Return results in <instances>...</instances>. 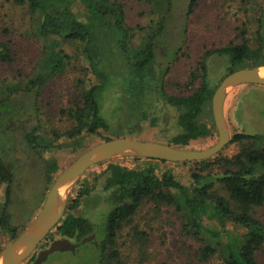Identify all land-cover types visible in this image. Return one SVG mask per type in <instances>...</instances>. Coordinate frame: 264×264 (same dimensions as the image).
<instances>
[{
    "label": "trees",
    "instance_id": "trees-1",
    "mask_svg": "<svg viewBox=\"0 0 264 264\" xmlns=\"http://www.w3.org/2000/svg\"><path fill=\"white\" fill-rule=\"evenodd\" d=\"M16 1L31 11L36 37L45 46L36 76L22 84L0 85V252L19 238L43 207L61 169L59 154L76 152L91 136L109 141L131 138L135 126L142 123L160 128L168 111L177 123L169 145L189 148L192 142L217 137L211 115L216 90L232 73L264 66V27L260 25L257 44L243 38L223 47L214 45L199 57L196 65H190L188 77L175 85L180 92L176 93L169 89L170 79L180 62L193 59L186 52L189 25L203 0H189L181 20L185 24L182 42L175 46L170 44L168 30L176 0H136L147 7L144 15L149 23L145 26L130 22L129 7L123 0ZM144 15L140 12L138 17ZM64 44L78 45L84 61L72 60ZM10 45L0 46L3 64L13 61ZM214 56L223 58L226 65L215 84L208 64ZM78 66V94L60 111L71 125L60 134L43 119L42 93L66 69L77 70ZM205 113L209 115L207 123L203 122ZM232 146L236 153L229 155L226 151ZM127 160L152 164L129 167ZM155 163L185 166L186 181L180 180L175 170L160 171ZM100 165L103 169L94 174V185L73 193L64 218L41 249L61 238L79 243L96 233L98 247L90 244L100 255L98 264H122L120 233L148 207L158 217L179 219L183 236L200 244L181 264L216 260L222 264H262L264 134L236 130L224 150L200 162L132 157ZM93 194H100L109 206L99 229L89 212H77L90 207ZM133 231L141 242L149 237L139 228ZM110 248L116 250L108 254ZM36 256L34 253L24 264L33 263Z\"/></svg>",
    "mask_w": 264,
    "mask_h": 264
},
{
    "label": "rangeland",
    "instance_id": "rangeland-1",
    "mask_svg": "<svg viewBox=\"0 0 264 264\" xmlns=\"http://www.w3.org/2000/svg\"><path fill=\"white\" fill-rule=\"evenodd\" d=\"M123 1L129 7L130 22L132 24L145 26L149 23V17L144 15L147 7L143 6V3L136 0ZM188 3L189 0H176V8L171 20L172 24L168 30L171 46L182 42L181 31L185 24L181 20L185 16ZM140 12L143 13L144 17H138ZM260 25L264 27V0H203L200 9L197 10L189 25L190 35L186 52L191 54L193 59H186L175 67L176 71L174 72L173 79H170L169 89L180 93L175 85L179 83V86L181 80L183 81L187 78L191 72L190 65H196L198 58L204 56L212 48L216 46L223 47L232 41L241 42L243 38L248 37L257 44L258 37L256 33ZM35 33L36 20L26 6L19 5L16 0H0V46L10 42L13 57V61L10 64L0 62L1 86L22 84L38 74V62L43 57L45 43L38 39ZM63 48L72 57V60L73 58H77V62L84 61L78 45L64 44ZM208 64L211 73L210 79L215 84L225 73V61L221 57L214 56L209 59ZM254 68L263 69L264 66L244 69ZM79 69V66L77 70L75 67L66 69L67 71L65 70L63 75L49 82L42 93V98L45 102L43 119L48 123L49 127L57 130L60 134H65L67 128L71 125L66 116L60 115V111L62 106H67L78 94V80L81 78ZM107 105L109 106V102ZM211 115L218 136L212 137L209 140H202L198 143L192 142L191 147L185 149L202 151L218 143L219 134L214 121L213 102ZM224 115L231 138L234 132L239 129L251 134H264V86L244 85L234 89L225 99ZM208 120L209 115L205 113L203 122L207 123ZM162 122L160 128H155L149 123L136 125V132L129 139L161 144L170 143V139L176 131L177 123L172 119V114L169 111ZM62 141L66 142V139H62ZM103 142L105 141L100 136H91L83 142L82 147L76 152L65 151L59 154L58 164L61 169L58 176L80 155ZM226 153L229 155L236 153L235 146L230 147ZM125 158L132 157L114 158L89 167L74 187L69 202L73 193L82 188V186L89 187L94 185L92 181L94 174L101 172L103 169L100 164ZM126 163L129 167H143L146 163L147 165L152 164V162L133 160H127ZM155 164L160 171L167 169L175 170L177 177L182 181H186L187 168L185 166L163 163ZM91 198L93 200L90 202V207L84 206L78 208L77 212L79 215H84L85 211H87L86 213L89 212V217L97 224V228L99 229L103 225L109 206L100 194H93ZM28 209L29 211L32 209V204H30ZM154 213L148 207L142 209L140 214L123 227L118 239V250L122 264H181L184 258L191 254L194 255L197 251L200 244L183 236L179 219L170 216L168 219L166 218L167 215L158 217V214ZM133 228H139V231L148 232L149 237L146 238L147 240L141 242L138 238L139 235L135 234ZM92 245L88 243L80 247L75 254L70 252L56 253L44 264H98V257L100 255ZM43 249L39 246L35 254ZM115 250L116 248H110L108 254H111ZM260 262L264 264V254L260 257ZM211 264L222 263L216 260Z\"/></svg>",
    "mask_w": 264,
    "mask_h": 264
},
{
    "label": "water",
    "instance_id": "water-1",
    "mask_svg": "<svg viewBox=\"0 0 264 264\" xmlns=\"http://www.w3.org/2000/svg\"><path fill=\"white\" fill-rule=\"evenodd\" d=\"M261 69L238 70L227 76L216 90L213 97V115L219 141L209 149L196 151L168 144L114 138L84 152L58 176L38 215L19 238L0 254L1 256L16 243H19L21 249L19 257L2 261L0 264H24L33 256L47 235L63 218L74 187L86 170L97 163L120 157H135L169 163L200 162L215 157L231 142L230 130L224 115V102L227 95L244 85L264 86V75L260 73ZM51 221L53 222L49 228L42 230V226ZM95 238L96 234H92L79 243H73L67 238L55 240L48 248L39 251L33 264H44L56 253L75 254L80 247L95 242Z\"/></svg>",
    "mask_w": 264,
    "mask_h": 264
},
{
    "label": "bare ground",
    "instance_id": "bare-ground-1",
    "mask_svg": "<svg viewBox=\"0 0 264 264\" xmlns=\"http://www.w3.org/2000/svg\"><path fill=\"white\" fill-rule=\"evenodd\" d=\"M260 73L262 75H264V68L260 70ZM52 222L53 221L45 223L42 226V230H46L47 228H49V226L52 224ZM20 253H21L20 244L16 243L13 247L8 249L6 252H4L0 256V262L17 258V257H19Z\"/></svg>",
    "mask_w": 264,
    "mask_h": 264
},
{
    "label": "flooded vegetation",
    "instance_id": "flooded-vegetation-1",
    "mask_svg": "<svg viewBox=\"0 0 264 264\" xmlns=\"http://www.w3.org/2000/svg\"><path fill=\"white\" fill-rule=\"evenodd\" d=\"M94 234H96V233H94ZM96 238H97V234H96ZM96 238H95V240H96ZM95 243H97L96 241L94 242V244ZM98 244V243H97ZM96 245V244H95ZM50 246V245H49ZM96 247H98V245L96 246ZM39 253V252H38ZM38 253H37V255H38ZM37 257V256H36ZM36 259V258H35ZM33 264V263H32Z\"/></svg>",
    "mask_w": 264,
    "mask_h": 264
}]
</instances>
